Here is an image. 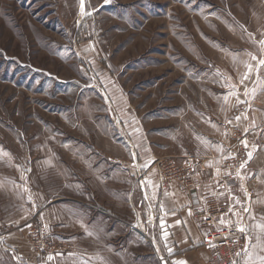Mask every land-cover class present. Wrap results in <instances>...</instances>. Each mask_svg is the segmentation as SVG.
I'll return each instance as SVG.
<instances>
[{"label":"rangeland","instance_id":"374dc122","mask_svg":"<svg viewBox=\"0 0 264 264\" xmlns=\"http://www.w3.org/2000/svg\"><path fill=\"white\" fill-rule=\"evenodd\" d=\"M260 60L264 0H0V264H168L138 170L218 186L244 134L237 264H264Z\"/></svg>","mask_w":264,"mask_h":264},{"label":"crops","instance_id":"0c3cea01","mask_svg":"<svg viewBox=\"0 0 264 264\" xmlns=\"http://www.w3.org/2000/svg\"><path fill=\"white\" fill-rule=\"evenodd\" d=\"M262 157H264V121H261ZM210 172L215 176L217 169ZM195 174L196 186L190 193H182L176 184H171L166 191H160L155 173H149L140 186L142 198L149 208V223L153 231L157 232L159 248L168 264H175L178 261H186V264H210V253L201 242L202 234L210 227L200 226L197 221L207 216L204 199L208 194H213L219 204L228 202L213 176L209 179L203 178V172L199 169ZM238 196L239 200L233 202L231 218L227 221L220 219L215 225L230 223L237 225L238 229L244 227L241 214L245 211L246 202L244 195ZM19 241V238L18 241H13L12 246L23 247L24 244ZM169 248L172 249L171 254ZM240 263L253 264L255 261H249L247 255H243Z\"/></svg>","mask_w":264,"mask_h":264},{"label":"built area","instance_id":"2783aa9c","mask_svg":"<svg viewBox=\"0 0 264 264\" xmlns=\"http://www.w3.org/2000/svg\"><path fill=\"white\" fill-rule=\"evenodd\" d=\"M246 134L241 137L239 144L241 145L240 157L232 158L231 154L226 156V161L221 165L225 170V175L219 181V188L223 191L227 198L226 204H219L216 198L207 197L205 209L207 216L198 219L200 226H209L210 229L202 234V245L206 248L211 256L210 264H237L238 257L246 248V236L240 232L235 224H225L222 226L215 225L220 219L229 220L232 216L233 202L238 200L235 192V176L242 170L241 164L249 162L247 153L252 152L251 146L245 147L243 141L246 140ZM206 160L196 162V164L178 163L172 158H166L156 162L152 167H156V175L160 191H166L171 184H176L182 193H190L195 186V167L201 171H205ZM245 165V166H246ZM149 167L144 171L138 170L137 181L143 182Z\"/></svg>","mask_w":264,"mask_h":264},{"label":"snow or ice","instance_id":"6c2138e0","mask_svg":"<svg viewBox=\"0 0 264 264\" xmlns=\"http://www.w3.org/2000/svg\"><path fill=\"white\" fill-rule=\"evenodd\" d=\"M83 3H84V0H81V10H82V11H83ZM253 59L255 60L256 57H253ZM259 64H260V65H264V60H260V61H259ZM248 68H249V71H251L252 66H251V65H248ZM247 78H248V74L246 73V74L244 75V77L242 78L241 83H243V81H244L245 79H247ZM245 94H247V93H245ZM243 102H244V101H241V103H243ZM237 119H239V117H237ZM245 131H247V130H245ZM243 143H244V146L247 147V141L245 140V141H243ZM247 155H248V158H249V160H250V159L252 158V152H248ZM246 163H247V161L243 162V163L241 164V168H244L245 165H246ZM237 202H239V201H237ZM245 211H247V209H245ZM259 227H260L261 229H264V225H259ZM238 230L241 231V232L246 231V229H245L244 227H240ZM165 235H167V233H165ZM168 251H169V253L171 254L172 249L169 248ZM49 259H51V257H49ZM175 264H186V261H178V262H175Z\"/></svg>","mask_w":264,"mask_h":264}]
</instances>
